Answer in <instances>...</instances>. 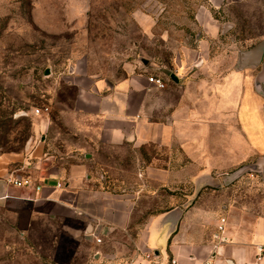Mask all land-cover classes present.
Wrapping results in <instances>:
<instances>
[{"label": "crops", "instance_id": "obj_1", "mask_svg": "<svg viewBox=\"0 0 264 264\" xmlns=\"http://www.w3.org/2000/svg\"><path fill=\"white\" fill-rule=\"evenodd\" d=\"M248 1L208 0L202 7L200 36L175 59L179 83L164 75V89L150 84L148 78L162 68L147 73L154 67L149 61L146 73L127 71L120 80L69 76L49 96L50 113L32 120L27 153L0 156V202L30 196L48 206L52 218L94 221L101 232L108 225L123 230L133 244L132 264H254L261 248L264 264V211L247 210L254 204L244 201L264 193V181L252 174L226 181L264 157V100L254 75L215 68L211 58L240 28L236 8ZM260 31L252 35L258 43L264 41ZM108 151L125 153L131 164H101ZM13 163L20 168L11 170ZM106 172L110 189L122 188L118 174L139 178L126 195L97 192ZM25 177L41 190L8 183ZM147 190L159 206L170 207L146 218L142 213L135 226L140 215L134 206Z\"/></svg>", "mask_w": 264, "mask_h": 264}, {"label": "rangeland", "instance_id": "obj_2", "mask_svg": "<svg viewBox=\"0 0 264 264\" xmlns=\"http://www.w3.org/2000/svg\"><path fill=\"white\" fill-rule=\"evenodd\" d=\"M207 2L0 0V156L27 153L31 122L36 118L34 109L48 106L49 96L58 94L73 73L120 80L127 71L146 73L143 59L154 65L147 73H155L152 69L157 67L176 72L177 54L185 46H194L200 36L197 16ZM260 4L264 5V0H249L246 8H236L240 28L231 35L227 46H221L222 52L213 53L215 68L237 71L239 52L259 42L252 35L264 32ZM259 70L239 72L256 78ZM61 138L63 135L59 141ZM155 153L165 156L162 151ZM102 155L101 159L98 156L101 164L124 169L131 164L126 162L125 153L108 151ZM19 168L18 163L11 165V170ZM117 177L121 189H110L111 174L106 172L95 190L126 195L139 178L131 173ZM146 195L142 204L134 206L140 215L135 226L141 224L142 213L146 218L170 207L159 206L152 190H147ZM29 197L0 202V264H132L128 250L133 244L123 230L103 224L107 229L101 232L94 230L98 226L94 221L82 224L78 217L52 218L48 206ZM244 201L254 204L247 210L264 211L262 190Z\"/></svg>", "mask_w": 264, "mask_h": 264}, {"label": "water", "instance_id": "obj_3", "mask_svg": "<svg viewBox=\"0 0 264 264\" xmlns=\"http://www.w3.org/2000/svg\"><path fill=\"white\" fill-rule=\"evenodd\" d=\"M144 65L148 64V60H142ZM248 68H260L255 78V88L259 93H264V41L252 46L249 49L240 51L238 54L237 70L244 71ZM160 72L168 77L171 81L179 83V79L170 69L162 68ZM245 174L259 176L264 181V157L257 159L255 162L246 165L235 173L226 178V181L233 182Z\"/></svg>", "mask_w": 264, "mask_h": 264}, {"label": "built area", "instance_id": "obj_4", "mask_svg": "<svg viewBox=\"0 0 264 264\" xmlns=\"http://www.w3.org/2000/svg\"><path fill=\"white\" fill-rule=\"evenodd\" d=\"M148 81L150 84L152 85H155L157 88L159 89H164L166 84H165V76L162 74L158 75V76H150L148 78ZM50 113V109L48 106H45L43 108H36L34 109L33 111V114L35 116H40V115H44V114H49ZM8 183L9 184H12L16 187H19V188H34L37 190V191H40L41 190V187L39 186H35L33 181H31L30 179H11V180H8ZM58 186H60V184H58ZM223 222H225L223 220ZM219 230L223 231V227H219ZM97 242L98 243H101V240L100 239H97ZM262 248L260 249V253L257 255L256 257V261L254 262V264H260V261L262 259ZM147 259H150L151 258V255H146L145 256ZM171 264H177L175 260H172L171 261Z\"/></svg>", "mask_w": 264, "mask_h": 264}, {"label": "trees", "instance_id": "obj_5", "mask_svg": "<svg viewBox=\"0 0 264 264\" xmlns=\"http://www.w3.org/2000/svg\"><path fill=\"white\" fill-rule=\"evenodd\" d=\"M162 75V74H161Z\"/></svg>", "mask_w": 264, "mask_h": 264}]
</instances>
